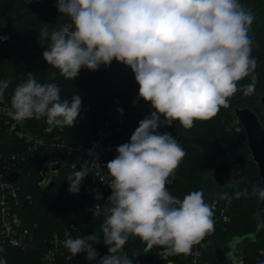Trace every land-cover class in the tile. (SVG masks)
<instances>
[{
  "label": "clouds",
  "instance_id": "obj_1",
  "mask_svg": "<svg viewBox=\"0 0 264 264\" xmlns=\"http://www.w3.org/2000/svg\"><path fill=\"white\" fill-rule=\"evenodd\" d=\"M55 6L69 18L70 28L51 34L46 24L40 29L39 40L50 39L42 53L47 64L72 81L82 68L96 71L113 60L127 65L139 85L138 97L154 109L139 121L130 142L117 147L114 159L101 165L90 149L94 159L82 160L80 170L66 177L71 194L79 193L93 167H105L111 178L103 235L67 239L69 258L83 252L96 264H133L126 254H117L130 236L145 242L147 250L162 248L163 257L188 254L213 230V209L202 190L183 199L169 192L185 152L174 136L158 130L177 121L190 129L195 121L228 108L238 90L254 93L257 62L248 34L252 13L240 0H57ZM249 76L251 82L238 88ZM49 78L56 80L57 73ZM8 87V81H0V100ZM81 106L78 94L71 102L62 99L57 83H38L30 71L16 86L7 115L17 121L44 118L53 129L72 128ZM235 196L264 200V187L254 185L251 193L245 189ZM221 198L231 202V197ZM101 237L108 248L102 257L92 247ZM0 264L6 259L0 257Z\"/></svg>",
  "mask_w": 264,
  "mask_h": 264
},
{
  "label": "trees",
  "instance_id": "obj_2",
  "mask_svg": "<svg viewBox=\"0 0 264 264\" xmlns=\"http://www.w3.org/2000/svg\"><path fill=\"white\" fill-rule=\"evenodd\" d=\"M57 0H0V34L7 38L0 44V81H8L1 102H11L16 86L27 80L28 72L38 83H57L61 89V98L71 99L78 94L82 100L81 113L74 127L50 128L44 118L25 119V130L33 137H40L44 144L38 146L30 159L22 161L18 153L26 155L28 143L5 133L0 123V163L14 155L13 169L19 174L15 178L18 186L17 203L14 210L22 223L32 234V240L24 248L0 246V257L7 264H46L42 260V251L49 246L53 234L60 237L64 231L75 239L92 233L102 236L101 224L105 218L93 217L84 210L87 204L98 202V199L86 192L91 175L86 176L80 185L78 194L68 191L66 177L73 171L80 170V164L74 167L64 166L54 178L49 190L38 185L39 162L41 156L48 152H61L59 143L88 145L92 139L115 128L111 125L114 116L124 121L123 131L131 137L139 126V121L149 116L154 109L150 102L138 97L139 85L131 68L113 60L110 66L101 65L98 70L82 68L72 81L59 75V71L47 64L42 53L50 39L39 40L41 28H48L49 34L60 30L63 25L70 26V20L60 15L56 8ZM254 20L249 29L253 41L251 55L257 62L255 91L244 95L237 91L230 98L228 108L221 107L219 112L208 120H197L193 127L186 129L179 122L170 127H161L160 133H170L175 137L185 152V156L175 169V180L167 185L169 192L177 198L192 191L202 190L205 202L216 199L218 207L224 210L227 221L217 220L214 223L213 236L218 242L227 238H241L237 248H242L243 264H261L264 262V200L258 196L236 197L237 192L245 189L251 193L254 185L260 183L257 168L251 160L245 134L236 121L235 108L248 107L254 111L264 127V111L259 104V97L264 95V0H240ZM57 73L56 80L49 74ZM251 82V76L238 82V88ZM133 101H136L135 105ZM122 108L123 114L117 109ZM164 117L161 116V120ZM56 143L53 147L50 145ZM117 153L104 151L99 156L104 164L115 158ZM227 156H235L238 165L232 171V179L225 186H217L211 177L213 166ZM104 157V158H103ZM222 196L231 197L222 199ZM103 238V237H101ZM237 238V239H238ZM122 255L138 264L141 245L136 238L130 237ZM126 242V243H127ZM99 256L108 253L107 246L95 249ZM64 246L55 252L54 264H96L86 259V253L71 256ZM209 264L214 261L210 254L203 255ZM53 264V263H52ZM215 264H226L220 260Z\"/></svg>",
  "mask_w": 264,
  "mask_h": 264
},
{
  "label": "built area",
  "instance_id": "obj_3",
  "mask_svg": "<svg viewBox=\"0 0 264 264\" xmlns=\"http://www.w3.org/2000/svg\"><path fill=\"white\" fill-rule=\"evenodd\" d=\"M65 27L70 28L69 25H63L60 29ZM6 38L7 34H0V44ZM10 103L11 102L0 101V123L4 125V131L7 135L18 139L23 138L25 143H28L26 149L27 154L18 153L17 155L22 158V161H25L27 158L30 159L32 157V153L34 152L31 151H38V146L43 145L44 140L40 137L36 138L31 136L29 132L25 130V120H13L7 115V112L10 110ZM111 123V125L115 127L113 130L111 128L107 129L105 133L92 139L88 145L82 143L71 145L61 142L58 144V146H61L63 149L61 152H55L54 150L41 156L38 167V175L40 176L38 185L46 187L54 180L64 166L74 167L81 164L82 160L91 162L94 156L89 155L90 149H94L95 155L99 157V163L103 165V159L99 156L102 152L110 151L114 154L117 153L116 149L118 146L129 143L130 138L122 128L124 125L122 118L114 116ZM55 144L56 143H52L50 146L53 147ZM37 154H39V152H37ZM13 160H15L14 155L10 156L8 159H4L2 164L0 163V246L7 245L15 248H24L28 245L29 241L32 240V234L28 228L24 226L20 217L14 210L13 205L17 203L16 194L18 186L15 184L13 176L19 173L13 169ZM96 172H99L100 175L96 176ZM110 179L105 167H93L91 169L86 192L96 197L98 202L87 204L84 210L93 217L105 218L103 209L107 206V198L111 195V188L108 186ZM207 204L213 209L214 223L217 220H228L224 210L218 207L216 199L209 200ZM212 234L213 232L206 234L199 243L192 246L188 254L181 253L169 257L160 255L163 251L162 248L153 247L147 250L145 242L140 238L134 236L130 237L136 238L142 248L138 264H209V262L203 258L205 253L210 254L212 259H214L211 264H215L220 260L224 261L226 264H243L242 248H237V243L240 242L239 240L241 238H227L222 243L218 242L217 238ZM69 238L71 237L68 231H64L62 237L53 234L49 239L48 248L42 251V260H44V263L54 264L55 252L59 250L60 246H64L65 241ZM126 244L128 245L129 242ZM125 245L120 249L119 253L125 251ZM102 246H105L103 238H100L99 243L92 245L94 249Z\"/></svg>",
  "mask_w": 264,
  "mask_h": 264
},
{
  "label": "water",
  "instance_id": "obj_4",
  "mask_svg": "<svg viewBox=\"0 0 264 264\" xmlns=\"http://www.w3.org/2000/svg\"><path fill=\"white\" fill-rule=\"evenodd\" d=\"M259 104L264 111V95L259 97ZM234 115L245 134L251 160L256 165L260 183L264 187V127L256 113L248 107L235 108ZM16 177L17 174L13 179ZM211 177L217 186H225L232 179V171L226 163L218 161L211 170ZM53 184L54 182L51 181L45 190H49Z\"/></svg>",
  "mask_w": 264,
  "mask_h": 264
},
{
  "label": "rangeland",
  "instance_id": "obj_5",
  "mask_svg": "<svg viewBox=\"0 0 264 264\" xmlns=\"http://www.w3.org/2000/svg\"><path fill=\"white\" fill-rule=\"evenodd\" d=\"M117 64V68L119 69V62L116 63ZM238 159L235 156H227L226 158V165L228 166V168L233 171L236 169L238 165ZM119 255H122L123 253H117Z\"/></svg>",
  "mask_w": 264,
  "mask_h": 264
}]
</instances>
